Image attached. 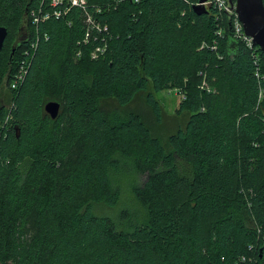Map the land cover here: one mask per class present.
Returning <instances> with one entry per match:
<instances>
[{"label": "trees", "instance_id": "16d2710c", "mask_svg": "<svg viewBox=\"0 0 264 264\" xmlns=\"http://www.w3.org/2000/svg\"><path fill=\"white\" fill-rule=\"evenodd\" d=\"M199 2L87 0L107 30L83 43L84 10L34 25L41 0H0V264H264V53ZM173 89L167 115L155 94ZM119 171L145 176L125 227L93 210L118 203Z\"/></svg>", "mask_w": 264, "mask_h": 264}, {"label": "built area", "instance_id": "2783aa9c", "mask_svg": "<svg viewBox=\"0 0 264 264\" xmlns=\"http://www.w3.org/2000/svg\"><path fill=\"white\" fill-rule=\"evenodd\" d=\"M134 2H139L140 0H131ZM87 0H41V3L38 7L32 8L30 10V21L31 24L37 25L40 22H43L50 17L55 19L64 16L70 7H78L85 12V23L87 24L86 32L84 33L83 43H87L90 35L92 34L93 29L98 33H102L107 30L106 25H100L89 13L85 11ZM44 4H47L49 8H44ZM204 6L213 5L218 9V11L224 13L230 22V28L232 35L235 39L242 41L245 45L251 49L253 52L254 60L259 57L257 55V49L255 44L252 42V37L248 36L244 33L243 25L241 21L238 19V15L236 12L235 2L230 3L229 0H207L203 3ZM219 33V31H218ZM38 38V37H37ZM36 39L29 43V46L22 51V57L17 60L16 70L13 72L11 77V87L18 88L22 81L25 78L27 72V63L32 56V53L36 47ZM205 43H202L204 46ZM215 48V46H212ZM107 49L106 41H103L101 44L95 45L89 52V56L91 59H97L101 57ZM203 88H207L205 83L202 84ZM174 93L179 94L180 97H183V94L178 89H173ZM7 120V119H5ZM244 259V258H243Z\"/></svg>", "mask_w": 264, "mask_h": 264}, {"label": "rangeland", "instance_id": "374dc122", "mask_svg": "<svg viewBox=\"0 0 264 264\" xmlns=\"http://www.w3.org/2000/svg\"><path fill=\"white\" fill-rule=\"evenodd\" d=\"M13 35L14 32L12 33V36ZM155 97L158 99V101L162 106L163 111L167 115H174L181 98L179 94L171 93L168 91H162L160 93L155 94ZM135 107H137L138 110H140L141 113L144 115V117L147 119L146 122L150 126H153V124L151 123L153 122V119L151 117V113H149L150 111L146 107L138 104L137 102L135 104ZM7 108H9L8 111L10 112L11 110L10 105H7ZM9 112H8L9 117H7V115L5 116L7 121L10 120ZM165 122L168 123V120H166ZM170 128L161 130L160 139L162 143L166 142ZM0 137H1V133H0ZM144 178H145L144 175L136 174L134 173V171L133 172L119 171L117 173H114L112 175L113 184L120 191V197L118 203L113 207L106 206L105 204L94 205L93 208L94 212L99 215H108L112 217L114 221L117 223V225L122 227L126 226L127 224L126 220H128V217L129 219L131 217L142 218V216L144 215V210L142 209L140 204L135 200L132 193V186L135 183L136 184L141 183L144 180Z\"/></svg>", "mask_w": 264, "mask_h": 264}, {"label": "water", "instance_id": "95a60500", "mask_svg": "<svg viewBox=\"0 0 264 264\" xmlns=\"http://www.w3.org/2000/svg\"><path fill=\"white\" fill-rule=\"evenodd\" d=\"M207 0H200L196 6L204 7L203 3ZM235 2L238 19L241 21L244 33L252 37V42L257 45L264 53V4L262 0H229ZM7 28L0 26V52L3 48L4 40L7 36ZM16 47L12 46L9 60L15 53ZM60 104L57 101H49L44 105L45 112L55 119L59 113ZM16 135H18V129Z\"/></svg>", "mask_w": 264, "mask_h": 264}, {"label": "flooded vegetation", "instance_id": "af4514ba", "mask_svg": "<svg viewBox=\"0 0 264 264\" xmlns=\"http://www.w3.org/2000/svg\"><path fill=\"white\" fill-rule=\"evenodd\" d=\"M18 39V37L16 38V40Z\"/></svg>", "mask_w": 264, "mask_h": 264}]
</instances>
